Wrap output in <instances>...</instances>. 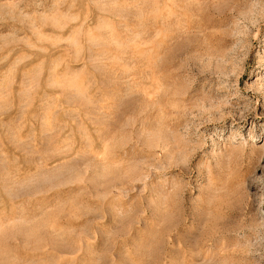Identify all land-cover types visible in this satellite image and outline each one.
I'll use <instances>...</instances> for the list:
<instances>
[{
  "label": "rangeland",
  "instance_id": "obj_1",
  "mask_svg": "<svg viewBox=\"0 0 264 264\" xmlns=\"http://www.w3.org/2000/svg\"><path fill=\"white\" fill-rule=\"evenodd\" d=\"M0 264H264V0H0Z\"/></svg>",
  "mask_w": 264,
  "mask_h": 264
}]
</instances>
